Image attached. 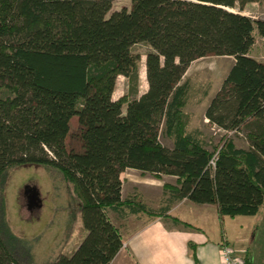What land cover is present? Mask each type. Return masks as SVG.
<instances>
[{
    "label": "trees",
    "instance_id": "1",
    "mask_svg": "<svg viewBox=\"0 0 264 264\" xmlns=\"http://www.w3.org/2000/svg\"><path fill=\"white\" fill-rule=\"evenodd\" d=\"M113 1L0 0V264H21L13 248L23 240L3 219L16 169L57 171L79 203L86 235L52 264H110L122 247L110 211L165 217L138 195L121 199L126 169L175 176L164 195L211 205L219 220L264 216V61L250 55L264 20L242 14L258 0H130L107 16ZM139 44L149 47L148 89L136 98ZM211 56L234 59L204 113L226 131L213 151L188 129V85L180 84L192 62ZM118 76L128 89L112 100ZM230 132H245L247 147Z\"/></svg>",
    "mask_w": 264,
    "mask_h": 264
},
{
    "label": "rangeland",
    "instance_id": "2",
    "mask_svg": "<svg viewBox=\"0 0 264 264\" xmlns=\"http://www.w3.org/2000/svg\"><path fill=\"white\" fill-rule=\"evenodd\" d=\"M123 7L130 9L131 1L114 0L107 16ZM245 11L252 19L264 20V0H258L257 5H247ZM254 37L256 45L250 54L264 57V38L257 33ZM132 51L140 56L139 96L147 89L146 77L144 80L141 77L142 72H145V54L149 47L139 44L134 46ZM232 61L233 58L228 56L195 60L183 79L188 83L189 92L183 109L185 113L190 114L188 129L190 132L199 131L210 151H213L226 131L210 124L204 113L216 90L222 87ZM127 85L124 77H117L113 95L115 99L127 92ZM125 107L126 105L122 107L123 113ZM230 134L237 147H247L245 132ZM158 140L165 148H172V141L162 132H159ZM3 219L11 231L23 240L21 243H15L13 248L15 257L21 264H52L60 255L70 256L86 235L81 223L79 203L72 193L71 186L53 169L29 167L11 172L3 199ZM224 220V225L219 229H225L227 240L232 243V239L236 243L237 251L246 241L256 252L260 247H264V216H236L226 217ZM250 224H254V228L248 233ZM241 235L246 237L245 242L240 241Z\"/></svg>",
    "mask_w": 264,
    "mask_h": 264
},
{
    "label": "crops",
    "instance_id": "3",
    "mask_svg": "<svg viewBox=\"0 0 264 264\" xmlns=\"http://www.w3.org/2000/svg\"><path fill=\"white\" fill-rule=\"evenodd\" d=\"M257 4L258 2H253L247 5ZM247 5L243 7V14L246 15L249 14L245 11ZM255 45L256 41L252 49ZM251 56L264 61V57L260 55ZM233 63L234 59L231 66ZM192 64L193 62L183 75L180 84L186 82L183 79ZM146 91L139 94L137 98ZM113 95L114 92L112 100H117ZM119 178L122 200L138 195L147 208L153 212H163L165 217L149 216L143 213L129 214L126 210L119 213L108 212L109 219L119 230L122 242V247L110 264H221L219 243L222 237L228 238V235L224 228L219 229L224 225L225 220L218 219L211 205H197L187 199L179 201L168 199L164 195L163 186L164 184L175 186V176H162L157 179L149 174L143 175L138 170L126 169ZM169 217L187 223L197 230L177 225ZM253 228L254 224H250L248 233ZM219 230L220 233H218ZM245 238L241 235L240 241L245 242ZM230 241L242 258L247 255L251 264H264V247H260L256 252L247 245L246 241V244H242L237 251L236 243L232 239Z\"/></svg>",
    "mask_w": 264,
    "mask_h": 264
},
{
    "label": "built area",
    "instance_id": "4",
    "mask_svg": "<svg viewBox=\"0 0 264 264\" xmlns=\"http://www.w3.org/2000/svg\"><path fill=\"white\" fill-rule=\"evenodd\" d=\"M216 154H214L210 165L214 167ZM219 254L221 264H244V259L236 252L232 243L226 237H222L219 243Z\"/></svg>",
    "mask_w": 264,
    "mask_h": 264
},
{
    "label": "bare ground",
    "instance_id": "5",
    "mask_svg": "<svg viewBox=\"0 0 264 264\" xmlns=\"http://www.w3.org/2000/svg\"><path fill=\"white\" fill-rule=\"evenodd\" d=\"M144 78H145V72L143 71L141 79L144 80Z\"/></svg>",
    "mask_w": 264,
    "mask_h": 264
}]
</instances>
